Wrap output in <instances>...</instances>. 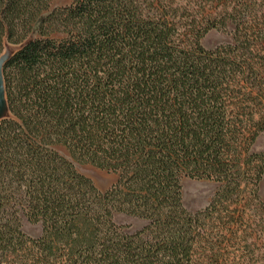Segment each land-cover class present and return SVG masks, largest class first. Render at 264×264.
I'll return each mask as SVG.
<instances>
[{
    "label": "trees",
    "instance_id": "obj_1",
    "mask_svg": "<svg viewBox=\"0 0 264 264\" xmlns=\"http://www.w3.org/2000/svg\"><path fill=\"white\" fill-rule=\"evenodd\" d=\"M7 46L0 264H264V0H0Z\"/></svg>",
    "mask_w": 264,
    "mask_h": 264
},
{
    "label": "rangeland",
    "instance_id": "obj_2",
    "mask_svg": "<svg viewBox=\"0 0 264 264\" xmlns=\"http://www.w3.org/2000/svg\"><path fill=\"white\" fill-rule=\"evenodd\" d=\"M227 39L228 37L225 35L213 31L204 39V43L207 46H213L214 44L226 41ZM254 149L257 151L264 150V134L259 136ZM84 170L101 190H106L116 181V176L107 171L96 169L90 166L85 167ZM215 188L216 185L209 181L186 179L183 183V199L185 205L194 211L203 209L204 206H206L210 201ZM260 194L264 199V177L260 185Z\"/></svg>",
    "mask_w": 264,
    "mask_h": 264
},
{
    "label": "water",
    "instance_id": "obj_3",
    "mask_svg": "<svg viewBox=\"0 0 264 264\" xmlns=\"http://www.w3.org/2000/svg\"><path fill=\"white\" fill-rule=\"evenodd\" d=\"M12 54L11 47L7 46L2 55H0V119H3L8 113L4 68Z\"/></svg>",
    "mask_w": 264,
    "mask_h": 264
}]
</instances>
